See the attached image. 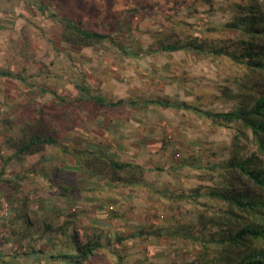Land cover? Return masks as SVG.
Returning <instances> with one entry per match:
<instances>
[{
    "label": "rangeland",
    "instance_id": "1",
    "mask_svg": "<svg viewBox=\"0 0 264 264\" xmlns=\"http://www.w3.org/2000/svg\"><path fill=\"white\" fill-rule=\"evenodd\" d=\"M46 2L59 13L74 5L87 24L102 32L109 31L110 18L119 13L122 31L114 37L123 49L112 43L85 48L68 45L54 20L27 0H0V69L27 79L0 77V264H63L50 256L57 247L65 249V236L39 235L41 231L34 237L26 235L18 217L23 210L42 225L46 221L59 227L69 221L68 232L77 229L90 237L102 235L104 245L96 251L93 264H118L119 251L125 264L191 261L199 245L169 231L194 221L197 207L192 201L174 202L169 195L213 186L206 165L230 155L236 132L216 126L194 110L152 101L168 99L203 110L227 111L234 102L223 97L220 89L233 72L225 59L185 51L148 53L147 49L153 31L173 24L184 34L231 35L209 30L233 15L229 1L214 0L212 7L205 0ZM83 77L95 93L138 104L106 109L80 101L76 85ZM67 111L72 121L57 120ZM40 112L59 129L67 152L59 144L23 160L13 158L5 141L7 133L16 135L23 121L37 118ZM4 119L13 120L12 129ZM97 143L109 146L117 159L155 167L146 179L157 190L91 176L73 149L80 145L92 149ZM241 144L243 153L264 159V151L253 140L246 138ZM189 156L201 158L205 168L186 166L169 172ZM60 185L80 188V195H60ZM140 230L147 233L132 235ZM107 236L112 237V246ZM121 236L124 239L116 240Z\"/></svg>",
    "mask_w": 264,
    "mask_h": 264
},
{
    "label": "trees",
    "instance_id": "2",
    "mask_svg": "<svg viewBox=\"0 0 264 264\" xmlns=\"http://www.w3.org/2000/svg\"><path fill=\"white\" fill-rule=\"evenodd\" d=\"M205 1L213 6L214 0ZM226 1H229L233 15L209 30H223L231 35L201 37L192 33L184 34L173 24L153 31L152 42L147 49L148 53L185 51L199 53L212 60L225 59L228 69L233 72L231 79H227L228 84L222 85L220 89L223 97L234 102V107L227 111L203 110L193 104L168 99L152 101L163 107L194 110L216 126L231 127L236 132V146L230 155L206 165L213 178V186L206 191L201 185L187 192L174 191L169 195L174 202L192 201L197 207L198 214L194 221L169 231L199 245L198 253L184 264H264V159L255 153H243L241 144V141L249 138L258 149L264 151V0ZM27 3L40 13L49 15L59 26L62 41L71 46L85 48L104 43L115 45L114 34L122 31L123 20L121 15L118 16L119 13L110 18L109 31L102 32L87 24L83 12L74 5L59 13L52 10L46 0H27ZM122 46L118 45L123 49ZM125 52L130 54L129 51ZM0 77L24 82L27 80L19 73L4 69H0ZM76 88L82 94V98H78L80 101L92 102L100 108L115 109L138 104L136 100H113L109 96L95 93L94 87L85 77L81 78ZM58 97L64 101L61 96ZM69 114L67 111L56 118L60 122L72 121ZM4 122L13 128L12 119H4ZM5 141L8 148L13 150L11 156L18 160L42 153L48 146L60 144L65 152L68 150L60 142L59 129L42 112L37 118L23 121L16 135L8 132ZM73 150L78 162L93 177H103L114 184L145 186L157 190L146 179V173L155 167L148 168L142 163L120 160L107 152L88 149L85 145L74 146ZM186 166L205 168L201 158L189 156L179 161L177 166L171 167L169 172H178ZM58 189L63 196H79L81 190L62 185ZM18 217L25 224L26 235L34 237L36 232L41 231L39 235L51 232L57 233L59 237L65 236V249L57 247V251L50 256L63 264H93L96 251L104 245L102 235L90 237L79 233L77 229L68 232L69 221L59 227H53L46 221L42 225L39 220L33 221L25 210ZM152 232L158 234L161 230ZM144 233L147 231L140 230L132 235ZM106 239L107 244L112 246V237L107 236ZM121 239L124 237H116L119 242ZM117 255L118 264H125L124 255L120 251Z\"/></svg>",
    "mask_w": 264,
    "mask_h": 264
},
{
    "label": "crops",
    "instance_id": "3",
    "mask_svg": "<svg viewBox=\"0 0 264 264\" xmlns=\"http://www.w3.org/2000/svg\"><path fill=\"white\" fill-rule=\"evenodd\" d=\"M108 147H105V145L103 143H100V144L97 143L96 145L92 144V149H97V150H100V151H103V152H107L109 154H113V152H111Z\"/></svg>",
    "mask_w": 264,
    "mask_h": 264
}]
</instances>
